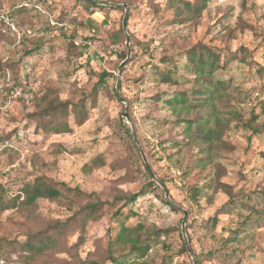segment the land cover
Returning <instances> with one entry per match:
<instances>
[{
	"label": "rangeland",
	"instance_id": "1",
	"mask_svg": "<svg viewBox=\"0 0 264 264\" xmlns=\"http://www.w3.org/2000/svg\"><path fill=\"white\" fill-rule=\"evenodd\" d=\"M98 1L128 4L131 57L119 86L124 101L116 96L117 78L129 48L126 41H114L124 7L103 4V10H95L79 0H0V140L8 141L0 142V185L11 196L25 182L47 176L108 202L100 219L70 234L74 248L48 252L45 263L97 259L117 264L107 257L109 248L115 256L129 253L130 245L116 243L124 225L137 227L150 246L143 257H121L120 264H194L183 249L185 209L189 244L201 264H264V196L257 195L264 193V0H209L201 17L185 23L178 21L170 0ZM19 6L22 10L15 11ZM242 20L252 28L243 27ZM87 40L91 44L83 45ZM199 43L229 54L243 52L247 61L236 59L226 71H215L212 80H225L226 88L197 110H182L168 99L181 90L191 93L193 75L184 52ZM104 71L111 75L101 80ZM170 74L178 84L162 80ZM55 96L70 108L87 99L85 120L72 110L52 119L32 116L46 106V97ZM198 115L193 123L179 119ZM58 121H66L71 131L55 133L50 123ZM124 122L136 133L137 147ZM218 123L224 125L228 147L220 139L209 141L210 163L206 169L195 167L197 147L186 143L199 127ZM140 147L171 199L148 186ZM217 164L224 168L222 180L241 195L234 204L227 206L229 196L214 189ZM194 184L205 189L197 201L189 197ZM142 188L147 191L131 203L115 200ZM72 212L65 201L47 199L39 200L34 218L16 209L0 212V239L17 242L6 250L8 264H23L27 251L19 243L29 233ZM217 213L220 222L213 227L209 219ZM247 217L256 221L238 234L230 230L239 229Z\"/></svg>",
	"mask_w": 264,
	"mask_h": 264
},
{
	"label": "trees",
	"instance_id": "2",
	"mask_svg": "<svg viewBox=\"0 0 264 264\" xmlns=\"http://www.w3.org/2000/svg\"><path fill=\"white\" fill-rule=\"evenodd\" d=\"M79 1L82 2L87 8H95V10H103L106 7L89 2L87 0ZM208 1L209 0H170L171 6L175 7L176 9L177 18L179 19L178 21L180 23H185L187 21L195 22L199 17H201L202 13L207 8ZM178 2H180V4H178ZM22 7L23 6H19V10L16 9L15 11L19 12L20 10H22ZM110 8L120 9L117 6H111ZM241 24L243 25V27L252 28V25L248 24L244 20H242ZM121 40L122 42L126 41V35L124 33L123 25L114 33L115 43H119L121 42ZM73 46L75 47V44H73ZM228 52L229 51H219L202 43L188 48L184 52V54L187 58V61L191 65V73L193 75L191 93L186 90H181L177 93H174V95L168 99V103L172 106L179 105L182 110H197V107L204 105V103L208 101L209 97L211 98L216 93L218 94L219 91H221L220 88L222 90L225 89V80L218 79L216 82L212 80L211 76L214 75V72L218 69H222L223 72L226 71L229 68L230 63L232 61H235L236 59L240 61H247L246 57L242 55L243 52H231L230 54ZM122 57V59L126 57V52H124ZM12 69L14 68H11V70ZM2 70L4 72L6 71L5 68H2ZM12 74L16 79H19V75L15 70H12ZM1 75L4 76L5 74ZM109 75H111L109 72L104 71L101 74V80H104ZM162 80L164 82L178 84L177 78H175L171 74L169 76H165ZM50 95L52 97V91L50 92ZM117 95L118 94L116 93V96ZM199 99H204V102H200V104H197V101H199ZM45 100L46 106L42 109V111L37 114H33L32 116L38 118H40L41 116L45 118L50 117L52 119L53 117L67 116L69 110H72L74 111L73 113H75V115L79 118L84 115L80 120L81 122H83L87 117V99L76 105L74 104L72 108H70V103L68 101L61 100L58 96H55L54 98L46 97ZM198 117L199 115L194 118L180 117L179 119L180 121L183 120L193 123ZM50 122H52V120H50ZM50 124L52 130H54L55 133L71 131V128L66 121H58ZM45 126L47 128L49 127L48 124H45ZM124 126L125 131L134 142V145L137 147V143L135 141L136 133H133L132 128L125 122ZM198 129L199 130L196 137H191L190 140L186 143L185 147H197V151L194 154L195 167L206 169L207 165L211 161L210 153L208 151V142H213L214 139H220V141L223 143V146L226 147H228V143L223 138V124L218 123L215 128L199 127ZM254 131L259 130L257 128H254ZM0 142L8 141L5 139H1ZM178 144L182 146L184 142L178 141ZM142 163L150 178L148 186H150V188L158 187L165 194L166 192H168L171 196L170 191L165 184V180L161 178L165 185V188H161L153 179V176L148 171V168L145 165L144 161ZM223 169L224 168L221 165H216V174L213 183L215 191L222 190L229 196V201L227 203L228 206L236 203L238 201L237 198L241 197V195L233 191V187L231 184L222 180V172L224 171ZM204 190L205 189L203 187H200L198 184H194L189 190L190 199L193 201H197L198 197L203 195ZM145 191L147 190L145 188H142L140 191L132 193L129 196H127L126 194L116 195L115 200L125 201L128 204L135 201L138 196ZM257 195L258 197H263L264 193L259 192L257 193ZM41 199L59 202L65 201V203L70 206L73 212L66 220L57 218L48 221L38 230L29 233L25 242H22V244L19 243L20 247L27 251L26 254L21 255L23 264H46L45 257L48 252H69L70 249L74 248L76 244L75 243L69 245L70 234L74 235L77 232L83 230L88 222L100 219L102 217L103 209L106 203H108L100 199L95 193L88 194L78 187H71L65 182L55 181L47 176H37L34 179L25 182L21 189H19L17 192H13L11 196H7L6 190L3 188V186L0 185V212L16 209L22 212H28V216L34 218L36 209L38 207V202ZM166 201L174 209H177L176 206L169 200ZM242 205L245 207L249 204L248 202H242ZM218 215L219 214L217 213L209 219V222L213 227H215L220 222V217ZM262 217H264V215H262ZM252 221L254 222L256 220H252L250 217L244 218L239 229L230 230L233 233L238 234L242 227L249 226ZM230 240L231 239H228L227 241ZM16 243L17 242H9L0 239V257L5 258L6 250L10 245L14 244L15 246ZM116 243L119 245H130L129 253L119 256H115L112 249L109 248V256L107 257V259L117 264L121 263V257H127L131 254H135L138 256L140 255V257H143L148 252L150 246L147 240H142L140 230L137 227L129 228L124 225L117 235ZM183 249L184 251L188 252V248L185 242L183 244ZM195 256L197 264H201L202 260L200 254L195 252ZM88 263L101 264L102 262L94 259L89 260Z\"/></svg>",
	"mask_w": 264,
	"mask_h": 264
},
{
	"label": "water",
	"instance_id": "3",
	"mask_svg": "<svg viewBox=\"0 0 264 264\" xmlns=\"http://www.w3.org/2000/svg\"><path fill=\"white\" fill-rule=\"evenodd\" d=\"M87 1L92 2V3L99 4V5H103V4L110 5V6L115 5V6H120V7H124L125 8V17H124V20H123V25H124V29H125L126 36H127L126 44H127V47L129 48V54H128L127 58L120 64V66H119V74H118V78H117V92H118V95H119L120 99L122 101H124V98L121 96L119 86H120L121 74L123 72V68L126 65V63L130 60V57H131V55H130V53H131V49H130V34L128 33V26H127V20H128V4H126V3L125 4H116V3H112V2H106V3H104V2H101V1H98V0H87ZM125 117L128 119V121H130V116H129L128 112L125 113ZM135 138H136V140H137V142L139 144V140H138L136 134H135ZM140 150L142 152V155H143L145 164H146L149 172L151 173V175L153 176V178L157 182H159V184H161V186L163 188H165L164 185H163V183H161V181L159 180V178L157 177V175L155 174V172L151 168V166H150V164H149V162H148V160H147V158L145 156V153H144V151H143V149L141 147H140ZM166 196H167V198L171 199V196L169 195L168 192H166ZM183 212H184V217H183V221H182L183 236L185 238L186 246H187L190 254L192 255V258L194 259V264H197L196 256L193 253V251L191 250V247H190V244H189L188 235H187V231H186V220H187V215H188L187 214V210L183 209Z\"/></svg>",
	"mask_w": 264,
	"mask_h": 264
},
{
	"label": "built area",
	"instance_id": "4",
	"mask_svg": "<svg viewBox=\"0 0 264 264\" xmlns=\"http://www.w3.org/2000/svg\"><path fill=\"white\" fill-rule=\"evenodd\" d=\"M9 24H10V26H12L13 28H15V24H14V23L9 22ZM94 31H95V29H92L90 35H94ZM86 44H91V40H89V41L87 40V41L83 42V45H86ZM0 264H8V262H7V260H6L5 258L0 257Z\"/></svg>",
	"mask_w": 264,
	"mask_h": 264
}]
</instances>
